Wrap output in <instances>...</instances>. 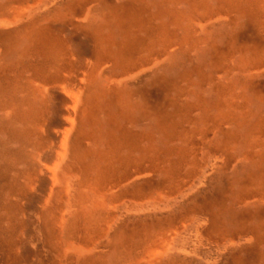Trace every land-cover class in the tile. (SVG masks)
I'll list each match as a JSON object with an SVG mask.
<instances>
[{"label":"rangeland","instance_id":"374dc122","mask_svg":"<svg viewBox=\"0 0 264 264\" xmlns=\"http://www.w3.org/2000/svg\"><path fill=\"white\" fill-rule=\"evenodd\" d=\"M3 21L0 264H264V0H0Z\"/></svg>","mask_w":264,"mask_h":264},{"label":"bare ground","instance_id":"6f19581e","mask_svg":"<svg viewBox=\"0 0 264 264\" xmlns=\"http://www.w3.org/2000/svg\"><path fill=\"white\" fill-rule=\"evenodd\" d=\"M252 10V9H251ZM79 20V19H78ZM77 20V21H78ZM13 23V22H12ZM5 25V22L3 21V22H0V26H4ZM32 30H34V28L32 29ZM31 31V30H30ZM99 31V30H98ZM31 33V32H30ZM110 41V40H109ZM111 42V41H110ZM122 44H123V42H122ZM121 44V45H122ZM62 47H63V45H62V42L61 41H58L57 43H51L50 44V46H49V52H50V54H57V52H58V50H61L62 49ZM110 47H111V45H110ZM103 49V48H102ZM111 52H112V50H111ZM118 52V51H117ZM117 52H116V54H117ZM119 54V53H118ZM115 56V55H114ZM117 57H118V55H117ZM113 60H114V58H113ZM108 61V60H107ZM128 62V61H127ZM98 63H100V62H98ZM119 64V63H118ZM90 65V64H89ZM89 67V66H88ZM102 67V66H101ZM118 67H119V65H118ZM99 69V68H98ZM102 69V68H101ZM117 70V69H116ZM119 70H120V68H119ZM127 70V69H126ZM52 71V70H51ZM128 71V70H127ZM99 72V71H98ZM63 74V73H62ZM95 75H97V74H95ZM98 77V76H97ZM108 79V78H107ZM96 81V80H95ZM115 83V81H113V79H112V84H114ZM75 83V82H74ZM109 83V82H108ZM91 85V84H90ZM116 85V84H115ZM83 86H84V84H83ZM94 86V85H93ZM117 86V85H116ZM94 88V87H93ZM107 88V91L108 92H111V95H113L115 98H116V100L119 102L120 100L122 101V99H123V95H121L120 93H118L116 90H114V88H111V86H107L106 87ZM118 88V87H117ZM48 90V89H47ZM120 90V89H119ZM83 91V90H82ZM91 91V90H90ZM89 91V93L90 94H92V93H94L93 91L94 90H92L91 92ZM81 92V91H80ZM79 96H80V94H79ZM77 97V96H76ZM78 98V97H77ZM78 102V101H77ZM124 102V101H123ZM76 109V108H75ZM86 112V111H85ZM77 118V117H76ZM84 122V121H83ZM73 127V126H72ZM71 130V129H70ZM69 132H71V131H69ZM68 132V133H69ZM128 132H126V134H127ZM67 137V136H66ZM120 137V136H119ZM68 139V138H67ZM138 139H139V137L138 136H124L122 139H121V137L120 138H116V137H114V141H117V142H121L122 144H124L123 146H125V147H127V145H128V147L129 148H132L131 150H129V152L130 151H132L133 149H136V141H138ZM87 142V141H86ZM67 143V142H66ZM117 144V143H116ZM119 144V143H118ZM67 147V146H66ZM78 147V146H77ZM125 150V149H124ZM124 150H123V152H124ZM115 152V150L113 151V149L111 148V154L113 155V154H116V153H114ZM93 154H94V152H93ZM66 155V154H65ZM87 155V154H86ZM85 155V156H86ZM98 155H99V153H98ZM119 155H122L121 153L119 154ZM124 155V154H123ZM103 156V155H102ZM127 158V160H124V161H122V163H123V165H124V167H125V173L127 174L126 176L124 175L122 178H120V179H122V180H126L128 177H130V176H132L133 175V171H131V170H129V167H127L128 166V163H130V160H129V158H128V156L126 157ZM138 159V158H137ZM140 159H141V157H140ZM102 160V159H101ZM117 162V160H114L113 162H111V163H109V167L110 168H112V171L113 172H115V170H117V169H115L114 170V168H113V165H115V163ZM102 163V162H101ZM99 166V165H98ZM144 166H145V164H144ZM127 167V168H126ZM131 167V166H130ZM97 168V167H96ZM132 169V168H131ZM89 170V169H88ZM92 170V169H91ZM90 170V171H91ZM94 170V169H93ZM92 174V173H91ZM107 171H104V170H101V172H100V175H99V177L97 178V187L98 188H100V187H102L101 186V182L102 181H107ZM144 175V174H143ZM177 175H179V174H177ZM111 176V175H110ZM128 176V177H127ZM141 177V176H140ZM146 177V176H145ZM135 178V177H134ZM56 179V178H55ZM74 179V178H73ZM130 180V179H129ZM132 180H133V178H132ZM139 180V179H138ZM128 181V180H127ZM131 181V180H130ZM135 181V180H134ZM113 182V181H112ZM126 181H124V183H125ZM90 183V182H89ZM72 184V183H71ZM70 184V185H71ZM119 186H120V184H118ZM72 187V186H71ZM76 187V186H75ZM118 187V186H117ZM116 188V187H115ZM85 189V188H84ZM113 190V189H112ZM83 191V190H82ZM111 191V190H110ZM84 192V191H83ZM100 193H102V192H100ZM81 194H82V192H81ZM80 194V195H81ZM99 194V193H98ZM142 195H144L143 193L141 194V196ZM69 196V195H68ZM79 197V196H78ZM85 198V197H84ZM100 198V197H99ZM49 203V202H48ZM88 205V204H87ZM139 205V204H138ZM146 205V204H145ZM134 206H135V204H134ZM107 207V206H106ZM125 207V206H124ZM132 207V206H131ZM140 208H141V205L139 206ZM84 209V208H83ZM129 209V208H128ZM132 210L131 211H133V208H131ZM145 209V208H144ZM149 209V208H148ZM143 210V209H142ZM141 210V211H142ZM124 211V210H123ZM126 211V210H125ZM137 211H138V209H137ZM144 211V210H143ZM127 212V211H126ZM129 212V211H128ZM66 213V212H65ZM70 213V212H69ZM69 213H67V214H69ZM64 214V213H63ZM112 214V213H111ZM83 217H84V215H83ZM113 218H114V216H113ZM62 219H65V218H63L62 217ZM63 221V220H62ZM76 221V220H75ZM116 221V220H115ZM118 222V221H117ZM65 223V222H64ZM51 224V223H50ZM75 224V223H74ZM112 224V223H111ZM113 225V224H112ZM75 227H77V226H75ZM52 228V227H51ZM63 229V228H62ZM79 229V228H78ZM76 230V229H75ZM107 233H108V231H107ZM61 235V234H60ZM79 235V234H78ZM79 237V236H78ZM76 238H77V236H76ZM75 239V238H74ZM88 239V238H87ZM156 239V238H155ZM157 241H158V239H157ZM167 242V241H166ZM229 242V241H228ZM92 243V242H91ZM179 244H180V242H179ZM96 245V244H95ZM226 245V244H225ZM97 246V245H96ZM87 247V246H86ZM92 247V246H91ZM174 247V246H173ZM78 248V247H77ZM169 248V247H168ZM76 250V249H75ZM93 250V249H92ZM100 250V249H99ZM164 250V249H163ZM75 252V251H74ZM166 252V251H165ZM164 252V253H165ZM85 253V252H84ZM94 253V252H93ZM92 253V254H93ZM160 253V252H159ZM75 254V253H74ZM156 254H158V253H156ZM163 254V253H162ZM88 255V254H87ZM90 256V255H89ZM164 256V255H163ZM91 257V256H90ZM154 259V258H153ZM81 260V259H80ZM97 260V259H96ZM139 261V260H138ZM148 261V260H147ZM96 262V261H95ZM88 263V262H87ZM162 263V262H161ZM84 264V263H83ZM90 264H91V262H90ZM134 264V263H133Z\"/></svg>","mask_w":264,"mask_h":264}]
</instances>
